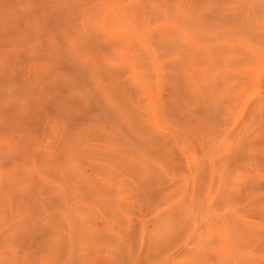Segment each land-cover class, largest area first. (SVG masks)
Returning <instances> with one entry per match:
<instances>
[{
    "label": "rangeland",
    "instance_id": "1",
    "mask_svg": "<svg viewBox=\"0 0 264 264\" xmlns=\"http://www.w3.org/2000/svg\"><path fill=\"white\" fill-rule=\"evenodd\" d=\"M0 264H264V0H0Z\"/></svg>",
    "mask_w": 264,
    "mask_h": 264
}]
</instances>
